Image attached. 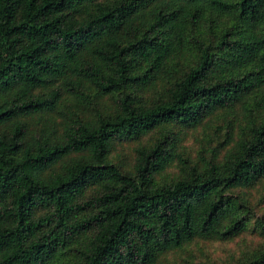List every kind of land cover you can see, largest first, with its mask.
I'll return each mask as SVG.
<instances>
[{
  "label": "trees",
  "instance_id": "trees-1",
  "mask_svg": "<svg viewBox=\"0 0 264 264\" xmlns=\"http://www.w3.org/2000/svg\"><path fill=\"white\" fill-rule=\"evenodd\" d=\"M0 264H264V0H0Z\"/></svg>",
  "mask_w": 264,
  "mask_h": 264
}]
</instances>
